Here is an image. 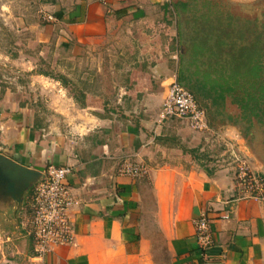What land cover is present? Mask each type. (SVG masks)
I'll return each mask as SVG.
<instances>
[{"label":"crops","instance_id":"0c3cea01","mask_svg":"<svg viewBox=\"0 0 264 264\" xmlns=\"http://www.w3.org/2000/svg\"><path fill=\"white\" fill-rule=\"evenodd\" d=\"M249 1L0 0V153L42 174L71 168L75 236L34 255L32 188L19 206L6 179L0 264H158L160 241L172 264H264V199L238 197L231 154L264 174L254 134L205 108L206 130L162 117L169 85L210 64L192 47ZM125 158L148 174L121 175ZM204 213L215 242L203 252L193 221Z\"/></svg>","mask_w":264,"mask_h":264},{"label":"built area","instance_id":"2783aa9c","mask_svg":"<svg viewBox=\"0 0 264 264\" xmlns=\"http://www.w3.org/2000/svg\"><path fill=\"white\" fill-rule=\"evenodd\" d=\"M97 1L105 5L109 2ZM166 1L172 4V0ZM47 18L53 19L52 16ZM162 117L187 120L195 130L208 128L207 112L198 104L195 94L178 79L169 85L162 107ZM231 154L236 165L235 182L238 197L264 199L263 175L251 168L247 157L242 153L232 151ZM148 171L146 164L131 158L123 159L118 168L121 175L135 179L144 178ZM70 173L71 168L68 166L49 165L32 187L28 208L30 216L28 235L32 238L33 253L36 256H44L55 246L68 245L74 241V225L69 216ZM193 223L196 240L202 251H207L215 242L211 218L204 213Z\"/></svg>","mask_w":264,"mask_h":264},{"label":"trees","instance_id":"16d2710c","mask_svg":"<svg viewBox=\"0 0 264 264\" xmlns=\"http://www.w3.org/2000/svg\"><path fill=\"white\" fill-rule=\"evenodd\" d=\"M231 22L232 19L230 26L233 25ZM223 23H213L204 33V38L207 36L205 42L192 47L194 59L205 57L210 64L205 68L197 65L193 74L183 76L179 81L195 94L198 104L206 109L207 104L202 99H210L214 105L222 106L226 89L229 93L239 92L241 112L238 115L228 114V119L236 126H239V120L246 122L242 134L247 136L256 117L264 122V43L255 26L229 31L222 26Z\"/></svg>","mask_w":264,"mask_h":264},{"label":"rangeland","instance_id":"374dc122","mask_svg":"<svg viewBox=\"0 0 264 264\" xmlns=\"http://www.w3.org/2000/svg\"><path fill=\"white\" fill-rule=\"evenodd\" d=\"M230 12L232 15H230V20L232 19V26L227 25L229 27V31L231 29L236 30L237 27H244L246 30L252 25V27L256 29V33L262 36V42L264 43V0H251L246 3H237L236 5L231 6ZM229 20V22H230ZM228 22V23H229ZM252 38H254V34L251 35ZM8 42L13 40V36H9L6 39ZM107 54H109L107 52ZM19 68L12 67V69L9 70V73H14ZM111 81H104L105 85L107 87H111ZM235 93V92H233ZM232 93V95L227 96V105H229L227 112L225 110V107L214 105L213 102L210 99H203L202 102L204 104H207V110L208 114L212 117H215L216 119H223L228 120V114L230 115H238L241 112V94L236 93L235 95ZM221 102V101H220ZM222 103V102H221ZM206 109V108H205ZM234 122V120H232ZM240 129V132L245 130L246 122H242L241 120L237 123ZM252 133L254 134L253 138L250 139L251 146L253 151L255 152L257 159L254 160V162L258 164H262L263 170H264V122H260L259 118H255V124L253 128L248 132L247 137L252 136ZM257 172V171H256ZM262 174V173H260ZM264 177V174H262ZM30 195V194H29ZM30 220V216H29ZM28 220V224H29ZM27 224V227H28ZM163 242L160 241V243H157V254L156 259L158 264H172V259L166 249H163Z\"/></svg>","mask_w":264,"mask_h":264},{"label":"water","instance_id":"95a60500","mask_svg":"<svg viewBox=\"0 0 264 264\" xmlns=\"http://www.w3.org/2000/svg\"><path fill=\"white\" fill-rule=\"evenodd\" d=\"M41 177V172L23 166L7 155L0 153V188L6 186V179H9L4 189L16 197L19 206L23 202L25 191L32 188Z\"/></svg>","mask_w":264,"mask_h":264}]
</instances>
